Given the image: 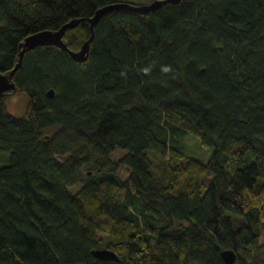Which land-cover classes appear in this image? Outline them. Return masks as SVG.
<instances>
[{
  "label": "trees",
  "instance_id": "obj_1",
  "mask_svg": "<svg viewBox=\"0 0 264 264\" xmlns=\"http://www.w3.org/2000/svg\"><path fill=\"white\" fill-rule=\"evenodd\" d=\"M152 1L0 0L2 75L27 36L71 20L70 51L92 36L84 62L25 52L0 95V264H224L223 250L264 264V0L117 9L91 35L97 10ZM185 136L211 150L205 163L174 145Z\"/></svg>",
  "mask_w": 264,
  "mask_h": 264
},
{
  "label": "water",
  "instance_id": "obj_2",
  "mask_svg": "<svg viewBox=\"0 0 264 264\" xmlns=\"http://www.w3.org/2000/svg\"><path fill=\"white\" fill-rule=\"evenodd\" d=\"M179 1L180 0H165V1L154 0L148 4L139 5V6H130L126 4H115V5L106 6L97 10L94 16L88 20L89 30L92 35L93 27L97 24L98 20L104 14L110 11H114L117 9H127L138 14H147L149 12L157 10L162 4L165 3L177 4L179 3ZM81 22H83V20H71L57 31L54 32L41 31L32 34L30 36H27L19 46L20 52L18 55L19 59L17 64L7 75L0 74V95L9 91H14L15 86L14 83L12 82V77L19 69L24 53L27 51L34 50L37 47H45V46L56 47L66 52L69 55V57L75 62L86 61L92 36L80 46L78 51H70L67 48V45L63 41L65 32L67 30H72L76 28ZM53 94H54L53 90L50 89L45 93V96L47 98H52ZM92 255L101 261H118L117 257L111 251L108 250H96L92 253ZM221 258L224 264H234L236 262V255L231 250L221 251Z\"/></svg>",
  "mask_w": 264,
  "mask_h": 264
},
{
  "label": "rangeland",
  "instance_id": "obj_3",
  "mask_svg": "<svg viewBox=\"0 0 264 264\" xmlns=\"http://www.w3.org/2000/svg\"><path fill=\"white\" fill-rule=\"evenodd\" d=\"M26 104V98L22 95H16L10 99L9 104L7 105V110L9 114H11L13 117H19L23 111V108ZM176 147H178L181 151H183L186 155L189 157L196 159L200 162H206L211 154V150L205 149L201 147L199 142L191 137V136H185L181 138L180 141H177L174 143ZM126 154L125 151H122L120 149H116L114 152H112L109 155V159L112 162H117L120 160L124 155ZM7 158V156H5ZM152 157V156H150ZM68 158V155L64 157H55L56 161L58 163H63ZM4 160V159H3ZM2 160L0 159V164H2ZM117 175L120 179L124 180L128 177L129 171L125 167H120V169L117 172ZM153 175L155 178L159 180H165L166 179V171L163 164H161L158 161H155V167L153 170ZM204 185L207 187L210 183L209 178L203 179ZM80 189L79 185L74 186L73 188H70L68 190V194L70 196H73L78 190ZM176 226V225H175ZM260 241L261 243H264V231L261 232L260 235Z\"/></svg>",
  "mask_w": 264,
  "mask_h": 264
},
{
  "label": "bare ground",
  "instance_id": "obj_4",
  "mask_svg": "<svg viewBox=\"0 0 264 264\" xmlns=\"http://www.w3.org/2000/svg\"><path fill=\"white\" fill-rule=\"evenodd\" d=\"M126 5H129V4H126ZM130 6H132V5H130ZM135 6H137V5H135ZM55 91V90H54ZM51 99V98H50Z\"/></svg>",
  "mask_w": 264,
  "mask_h": 264
}]
</instances>
